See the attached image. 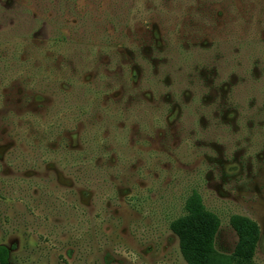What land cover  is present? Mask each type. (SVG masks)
Here are the masks:
<instances>
[{"label": "rangeland", "instance_id": "374dc122", "mask_svg": "<svg viewBox=\"0 0 264 264\" xmlns=\"http://www.w3.org/2000/svg\"><path fill=\"white\" fill-rule=\"evenodd\" d=\"M195 191L264 264V0H0L12 264H188Z\"/></svg>", "mask_w": 264, "mask_h": 264}, {"label": "trees", "instance_id": "16d2710c", "mask_svg": "<svg viewBox=\"0 0 264 264\" xmlns=\"http://www.w3.org/2000/svg\"><path fill=\"white\" fill-rule=\"evenodd\" d=\"M185 210L186 215L173 223L172 228L181 240L188 264H256L255 242L249 249L237 250L233 255L216 250L214 245L221 222L215 213L207 210L198 192L188 197ZM0 264H12L10 250L3 245H0Z\"/></svg>", "mask_w": 264, "mask_h": 264}]
</instances>
